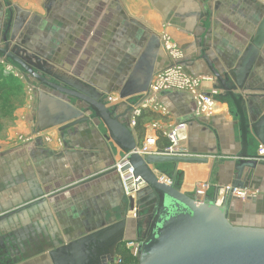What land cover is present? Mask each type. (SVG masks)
<instances>
[{"label": "crops", "instance_id": "obj_1", "mask_svg": "<svg viewBox=\"0 0 264 264\" xmlns=\"http://www.w3.org/2000/svg\"><path fill=\"white\" fill-rule=\"evenodd\" d=\"M14 5L28 12L29 47L43 53L55 69L92 81L112 97H118L152 36L159 41L156 73L173 64L163 47V36H167L182 50L179 62L185 71L205 77L201 84L204 91H218L216 108L211 115L195 117L190 94L162 91L158 102L167 113L145 107L142 112L149 111L152 116L143 124L144 134L131 126L139 145L153 132V122L160 126L156 129L159 140V136L167 139L164 129L185 121L182 145L206 161L165 162L157 167L170 173L183 192L192 193L201 182L213 186L234 181L241 151L238 117L204 55L216 68H225V63L238 67L249 38L261 25L264 29V0H0V43L6 13ZM255 70L254 77L248 76L244 82L249 89L238 92L249 94L253 101H244L246 114L254 112L259 119L264 115V54ZM141 77L138 71L137 78ZM0 86H4L3 93L14 89L12 109L0 115V208L14 207L31 196L29 181H36L46 199L15 219L11 217L6 223L8 231L17 233L20 240L28 238L27 232L29 237L40 234L62 245L120 219L128 204L120 174L112 172L78 184L122 161L123 155L106 129L90 125L71 138L65 137L58 126H45L48 103L43 100L41 104L31 78L4 74L0 64ZM40 124L44 129H39ZM259 145L250 133L247 152L255 154ZM243 181L255 196L231 200V219L235 224L264 227V162ZM208 193L214 197L215 188ZM126 215L133 217L134 211ZM145 224L129 231L126 240L138 239L146 232ZM46 256V250L30 249L16 264H52Z\"/></svg>", "mask_w": 264, "mask_h": 264}, {"label": "water", "instance_id": "obj_2", "mask_svg": "<svg viewBox=\"0 0 264 264\" xmlns=\"http://www.w3.org/2000/svg\"><path fill=\"white\" fill-rule=\"evenodd\" d=\"M27 18L28 12L22 8L15 5L8 8L0 56H5L31 78L41 104L43 100L48 103L45 113L49 122H45V126H58L59 131L70 138L84 127L102 126L123 155L120 163L78 184L92 182L112 172L129 174L128 170H132L125 184L139 188L127 195V208L120 219L108 221L58 245L52 241L54 238L40 234L29 237L26 230L28 238L20 240L17 233L13 235L7 229L6 223L11 217L15 219L46 200L36 181H27L31 196L14 207L0 208V264H16L17 258L30 254V249L46 250V257L52 264H109L115 260L119 245L128 239V232L138 230L143 223H146V232L137 237L140 239L139 258L134 264H264V227L235 224L229 214L230 201L238 197L230 194L217 203L219 188L216 185L211 186L216 190L214 197L208 191L204 196L183 192L174 184L170 173L157 167L165 162H200L206 161L205 158L192 155L189 150V155H141L135 151L140 144L131 127L133 111L138 104L135 96L149 93L156 73L158 39L151 37L134 71L120 88L118 98L121 101L108 106V92L74 73L55 69L43 53L29 47L31 26ZM263 54L264 29L261 25L249 38L238 67L225 63V68H216L204 55L223 96L230 99L238 117L241 151L231 183L237 188L246 187L243 177L264 162L258 159L257 152L253 155L247 152L250 133L264 145V115L255 119L256 114L251 112L252 116H248L244 101L252 103L253 100L249 99V94L238 92L249 89L244 82L248 76L254 77ZM138 71H141V78H137ZM261 97L264 104V95ZM44 127L40 124L39 129ZM161 176L172 182L166 183ZM249 198L253 197H246ZM128 211H134V216L127 217Z\"/></svg>", "mask_w": 264, "mask_h": 264}, {"label": "built area", "instance_id": "obj_3", "mask_svg": "<svg viewBox=\"0 0 264 264\" xmlns=\"http://www.w3.org/2000/svg\"><path fill=\"white\" fill-rule=\"evenodd\" d=\"M163 38L164 50L168 52V54L172 57L173 64L156 73L150 84L149 93L140 95L137 99L138 104L135 106L131 118L132 127L136 125V119L142 113V109L145 107H153L162 111L163 113H167V109L158 102V94L166 90L181 91L190 94L195 103V117L211 115L215 111L216 96L218 94V91L216 89L209 92L204 91L201 88V84L205 77L192 76L188 74L182 64L179 62L183 55L182 50L167 36H163ZM0 61L3 64L6 63L4 67V72L6 74H13L16 77H25L23 71H21L20 68L10 60L2 57ZM118 99V97L108 96V100L110 103L115 102ZM159 127V124L156 122H153L151 124V129L153 132L146 136L144 142L141 145L137 146L135 150L136 152L141 155H189L188 150L185 148V146L182 145V142L186 139L187 123L185 121L176 122L162 131L163 135L167 137L169 142V144L163 149H157L155 147L158 139L156 129H158ZM257 155L259 156L258 159L264 160V145L261 144L258 146ZM131 171L132 170H128V173L130 174ZM129 174H120L123 187L127 195L136 192V190L138 189L133 184L129 187L125 184L126 179L129 178ZM161 179L166 183L172 182L165 176H161ZM211 186L212 185L209 182H201L195 187V190L193 192L196 193V195L204 196ZM216 186L219 188L217 203H221L224 200L225 196L230 194L242 199H246V197L249 196H255V191H251L249 188H247V186L244 188H237L233 187L231 183L216 184ZM123 242H125L126 248L130 250L133 257L139 258L140 240H125ZM109 264H121L120 256L117 254L115 260Z\"/></svg>", "mask_w": 264, "mask_h": 264}, {"label": "trees", "instance_id": "obj_4", "mask_svg": "<svg viewBox=\"0 0 264 264\" xmlns=\"http://www.w3.org/2000/svg\"><path fill=\"white\" fill-rule=\"evenodd\" d=\"M4 89V86H0V95L2 94V91ZM152 116V114L149 111H143L136 119V125H135V129L140 133V135L144 134V127L143 124L145 122L146 119H149ZM159 141L156 142L158 143V149H163L164 147H166L169 142L168 140L163 137V136H159ZM174 184L178 183L176 181H174ZM117 254L120 256L121 258V264H134L136 262H138V258L133 257L131 255V252L128 251V249L125 246V242H122L119 247H118V251Z\"/></svg>", "mask_w": 264, "mask_h": 264}, {"label": "rangeland", "instance_id": "obj_5", "mask_svg": "<svg viewBox=\"0 0 264 264\" xmlns=\"http://www.w3.org/2000/svg\"><path fill=\"white\" fill-rule=\"evenodd\" d=\"M0 64H1L2 70L4 72V67H5L6 63L3 64L0 62ZM4 74H6V73L4 72ZM9 75L14 76L13 74H9ZM12 101L14 102V89L10 88L9 90H7L4 93L2 91V94L0 95V115L1 116L4 115V113H7L8 111H10L12 109V107H13ZM134 240H136V239H134ZM128 251L130 252L129 249H128ZM131 255H132V253H131Z\"/></svg>", "mask_w": 264, "mask_h": 264}, {"label": "bare ground", "instance_id": "obj_6", "mask_svg": "<svg viewBox=\"0 0 264 264\" xmlns=\"http://www.w3.org/2000/svg\"><path fill=\"white\" fill-rule=\"evenodd\" d=\"M187 94V93H186ZM139 188V187H138Z\"/></svg>", "mask_w": 264, "mask_h": 264}]
</instances>
